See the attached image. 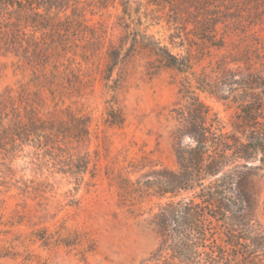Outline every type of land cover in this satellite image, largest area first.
Returning <instances> with one entry per match:
<instances>
[{
	"label": "rangeland",
	"instance_id": "rangeland-1",
	"mask_svg": "<svg viewBox=\"0 0 264 264\" xmlns=\"http://www.w3.org/2000/svg\"><path fill=\"white\" fill-rule=\"evenodd\" d=\"M122 1L80 0L73 19L85 22L66 27L62 55L44 65L19 60L0 35V264H205L160 249L152 221L170 196L148 183L177 172L178 145L190 141L173 139L187 77L225 133L240 127L239 101L207 85L264 74V0H132L127 15ZM154 43L189 74L168 68ZM115 49L125 58L107 81ZM254 189L247 219L215 220L226 248L215 257L230 264H264V177ZM228 229L241 246L225 242Z\"/></svg>",
	"mask_w": 264,
	"mask_h": 264
},
{
	"label": "trees",
	"instance_id": "trees-1",
	"mask_svg": "<svg viewBox=\"0 0 264 264\" xmlns=\"http://www.w3.org/2000/svg\"><path fill=\"white\" fill-rule=\"evenodd\" d=\"M122 2L127 15L134 2ZM80 4V0H0V35L8 37L7 47L19 60L28 65H44L48 56L62 55L66 27L85 22L84 16L73 19ZM68 11L72 14L68 15ZM151 48L168 68L189 74L191 67L186 59L173 55L159 43ZM107 56L105 79L111 81L125 56L117 49ZM236 78L230 72L220 87L215 86V91L207 85L211 94L218 96L222 87L235 102L239 101L241 125L232 133L224 132L219 120L211 117L209 108L193 91L192 80L185 79L180 92L190 103L176 112L179 128L173 139L179 143L181 136H187L190 141L178 145V171H166L148 183L161 197L170 196L168 203L159 206L152 221L161 239L160 249H171L174 255L204 260L205 264H215L219 259L230 264L224 252L215 257V249H226L215 240V220L247 219L260 198L254 179L264 177V74L249 72ZM109 116L113 123H123L114 111ZM226 168L229 169L224 171ZM181 193H192V197L175 201ZM234 232L228 229L226 233L225 242L232 248L242 245ZM232 237L237 241L231 243Z\"/></svg>",
	"mask_w": 264,
	"mask_h": 264
}]
</instances>
